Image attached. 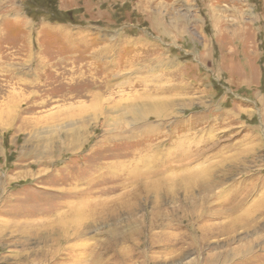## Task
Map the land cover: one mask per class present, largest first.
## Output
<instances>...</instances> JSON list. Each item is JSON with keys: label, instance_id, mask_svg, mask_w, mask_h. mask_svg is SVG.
<instances>
[{"label": "rangeland", "instance_id": "1", "mask_svg": "<svg viewBox=\"0 0 264 264\" xmlns=\"http://www.w3.org/2000/svg\"><path fill=\"white\" fill-rule=\"evenodd\" d=\"M0 264H264V0H0Z\"/></svg>", "mask_w": 264, "mask_h": 264}, {"label": "crops", "instance_id": "2", "mask_svg": "<svg viewBox=\"0 0 264 264\" xmlns=\"http://www.w3.org/2000/svg\"><path fill=\"white\" fill-rule=\"evenodd\" d=\"M160 17H158V18H156L155 20H153V21H160V22H162L163 24H167L166 25V29H169L168 27L170 26V24H171V22H170V20H163V21H161L160 19H159ZM182 22H184L183 20H182ZM157 29L159 28L158 26L156 27ZM165 27H163V32L164 33H167V31H164L165 29H164ZM162 30V29H161ZM165 35V34H164ZM175 37H177L176 35H175Z\"/></svg>", "mask_w": 264, "mask_h": 264}, {"label": "bare ground", "instance_id": "3", "mask_svg": "<svg viewBox=\"0 0 264 264\" xmlns=\"http://www.w3.org/2000/svg\"><path fill=\"white\" fill-rule=\"evenodd\" d=\"M78 220V219H77ZM76 222H78V221H76ZM79 234V233H78Z\"/></svg>", "mask_w": 264, "mask_h": 264}]
</instances>
